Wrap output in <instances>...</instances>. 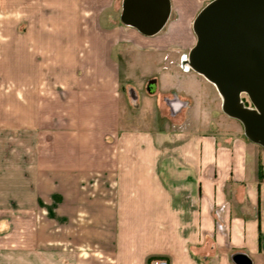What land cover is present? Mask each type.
I'll return each instance as SVG.
<instances>
[{
  "label": "crops",
  "instance_id": "1",
  "mask_svg": "<svg viewBox=\"0 0 264 264\" xmlns=\"http://www.w3.org/2000/svg\"><path fill=\"white\" fill-rule=\"evenodd\" d=\"M210 1L171 0L145 35L121 21L123 0H0V225L17 224L0 264H264V147L213 83L162 90L174 130L122 119L120 56L189 44ZM200 106L222 117L187 131Z\"/></svg>",
  "mask_w": 264,
  "mask_h": 264
},
{
  "label": "water",
  "instance_id": "2",
  "mask_svg": "<svg viewBox=\"0 0 264 264\" xmlns=\"http://www.w3.org/2000/svg\"><path fill=\"white\" fill-rule=\"evenodd\" d=\"M170 13L171 0H123L121 21L154 35ZM193 30L189 66L216 86L224 113L241 121L246 136L264 147V0H211L196 15ZM155 87L153 78L147 90L153 93Z\"/></svg>",
  "mask_w": 264,
  "mask_h": 264
},
{
  "label": "rangeland",
  "instance_id": "3",
  "mask_svg": "<svg viewBox=\"0 0 264 264\" xmlns=\"http://www.w3.org/2000/svg\"><path fill=\"white\" fill-rule=\"evenodd\" d=\"M194 17L195 16L190 18L191 23ZM176 18V15H172V19ZM189 25L191 26L190 23ZM195 42L196 35L192 31V37L189 44H186L185 46L169 47L166 51L167 53L164 52V50H161V52L160 49L151 47L150 50H145L144 48L142 49L144 51L138 50L136 53L132 52L128 55L124 53L120 56L122 79L128 81L133 87L128 88L127 90L122 89L129 102L128 108L122 113V119L126 122L125 124L127 128L139 131L164 132L166 130H174V128L180 126L182 115L177 117V104L174 103V108L171 110V106L167 101V98L172 101H174L175 98L160 93L166 88L171 89L176 93L178 90L185 88L183 85L187 86L186 84H188L189 86H193L194 83L201 88V90L204 88L203 84L196 83L198 81L192 80L193 78L188 76L202 74L190 67H185L181 59L183 55L188 54ZM202 77L205 79L203 75ZM153 78L156 79V87L155 91L150 93L147 90V84ZM208 85L212 88L215 87L213 89H215L218 95H220L214 84ZM160 95L162 96L161 99L163 101L157 106V108H155V105L151 104L150 100L156 99V97L158 98ZM243 100L249 105L248 97L246 95H243ZM205 104L206 106H209V110H211L212 105H215L214 102L212 103V101L208 100H206ZM221 109L222 105L220 106V112L223 111ZM204 110V106L199 107L194 125L193 127L189 126L187 131L190 129L199 131L200 133L209 132L214 128V123L222 117L217 116V114L214 113L215 116L204 118ZM220 112L218 115H223L224 117L225 114H220ZM222 113H224V111ZM176 117L177 119H174ZM10 210L15 211V209ZM16 232L17 224L15 222L0 225V247L3 249H14L17 243Z\"/></svg>",
  "mask_w": 264,
  "mask_h": 264
},
{
  "label": "built area",
  "instance_id": "4",
  "mask_svg": "<svg viewBox=\"0 0 264 264\" xmlns=\"http://www.w3.org/2000/svg\"><path fill=\"white\" fill-rule=\"evenodd\" d=\"M181 59H182V61H183V64H184V66L185 67H188V65H187V59H188V54L186 55H183L182 57H181ZM190 67V66H189ZM191 68V67H190ZM176 100V99H175ZM168 101V103L171 105V103L173 102L172 100H167ZM171 101V102H170ZM152 264H168L167 263V261H166V259H154L153 261H152Z\"/></svg>",
  "mask_w": 264,
  "mask_h": 264
},
{
  "label": "trees",
  "instance_id": "5",
  "mask_svg": "<svg viewBox=\"0 0 264 264\" xmlns=\"http://www.w3.org/2000/svg\"><path fill=\"white\" fill-rule=\"evenodd\" d=\"M152 259H154V257H150V258L148 259V262H150Z\"/></svg>",
  "mask_w": 264,
  "mask_h": 264
},
{
  "label": "bare ground",
  "instance_id": "6",
  "mask_svg": "<svg viewBox=\"0 0 264 264\" xmlns=\"http://www.w3.org/2000/svg\"><path fill=\"white\" fill-rule=\"evenodd\" d=\"M188 67H189V63H187Z\"/></svg>",
  "mask_w": 264,
  "mask_h": 264
},
{
  "label": "flooded vegetation",
  "instance_id": "7",
  "mask_svg": "<svg viewBox=\"0 0 264 264\" xmlns=\"http://www.w3.org/2000/svg\"><path fill=\"white\" fill-rule=\"evenodd\" d=\"M171 102V101H170Z\"/></svg>",
  "mask_w": 264,
  "mask_h": 264
}]
</instances>
